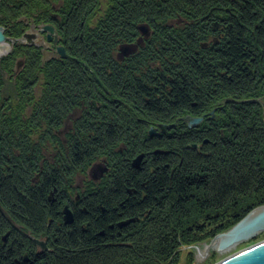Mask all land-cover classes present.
Returning <instances> with one entry per match:
<instances>
[{
    "label": "trees",
    "instance_id": "16d2710c",
    "mask_svg": "<svg viewBox=\"0 0 264 264\" xmlns=\"http://www.w3.org/2000/svg\"><path fill=\"white\" fill-rule=\"evenodd\" d=\"M77 1L0 2V25L8 30V35L10 31L15 37L23 35L28 27L21 18L23 15L37 16V23H49L54 21V14H62V20L56 19V23L61 44L68 53L66 59L53 58L43 62L40 50H31L16 77L18 93L12 91L13 84H4L3 81L5 73L13 68L17 50L6 56L0 65V86L5 88L0 89V95L11 94L12 97V102L3 107L9 115L4 112L0 115L3 122L0 132L10 141L0 144V163L5 167L0 168V205L8 214L6 217L0 210V264H178L177 254L182 247L212 239L233 227L253 208L264 205V35L255 34L252 47L250 35L242 30L231 33L226 48L212 56V60L220 63L216 66L195 65L200 78L188 81L180 75L184 70L183 59L190 54L183 51L172 53L168 46L171 45L170 37L158 34L153 39L159 42L152 40V48L157 49L152 60L156 66H149V63L145 71L139 67L141 80L126 78L122 87L120 76L126 77L125 67L112 52L127 42L126 39L137 36L135 26L141 17H135L136 6L131 7V2L124 0L125 8H120L119 0H110L111 3L116 1L112 5L114 9L107 5L110 10L104 13L108 19L104 20L102 28L96 23L93 30L89 27L90 33H94L84 30L86 36L83 38L82 31L75 35L80 17L78 11L86 16L91 5L92 11L102 6L105 0ZM119 12L133 15L126 16L124 22L116 20L113 24L114 17H124L122 14L118 17ZM115 25L120 30H115ZM96 28L100 32L95 31ZM145 46L134 56L143 53ZM173 57L178 65L169 62ZM112 61L115 63L113 67ZM40 77L43 82L39 86L50 97L45 105L49 110L46 108L43 115L47 117L48 128L62 122L57 112L71 104L81 108L87 117L79 119L81 113H78L77 118L71 120L70 133L74 142L70 146L66 148L63 140L55 139L58 166L63 164V150L70 156L66 159L71 166L64 165V172L72 169V161H75L74 165L89 161L96 154L94 150L108 155V149L103 150L97 145L92 149L88 147L95 133L100 134L96 143L102 146L106 143L112 148L118 138L119 142L125 139L120 135L125 129L123 125L140 123V127H146L170 123L186 113L200 117L207 114L204 113L206 107L224 101L228 95L231 99L219 109L220 129L203 135H200L202 132H191L173 140L154 138L146 143V147L137 148L148 150L150 143L149 148L159 149L167 143L173 149L166 155L155 156L152 168L134 169L129 161H125L127 157L120 159L119 156L121 163L116 164L117 173L122 170L126 172L125 177L115 179L109 192H95L92 186V189L86 187L88 190L82 205L71 208L74 222L66 225L61 220L68 191L64 193L63 189L75 190V176L65 180L68 173L61 172L50 160H46L45 168L39 171L38 179L32 181V173L26 176L28 181L24 176L26 171H32L31 159L37 150L28 141L34 132L32 128L27 132L26 126L36 129L43 125V121L34 124L35 120L31 121L27 115L25 118L28 119H24L23 114H26V97L35 92L32 87ZM83 85L88 86L86 90ZM59 86L65 90L61 91ZM76 91L80 96L75 95ZM134 93L136 98L132 96ZM217 93L228 95L214 98ZM69 107L71 111L73 105ZM122 107L125 108L123 112ZM133 107L141 109L143 121L138 122V114L134 116L131 112ZM36 109L41 115L39 107ZM34 110L29 111L28 116L35 117ZM11 114L20 116V125L16 120H10ZM82 130L86 134L79 138L78 133ZM50 132H46V139L56 137ZM134 133L147 136L143 127L129 136ZM195 138L201 143L209 139L211 143L204 144V151L187 148V143H196ZM18 157L23 162L29 161L30 168L22 166ZM14 162L16 167L13 168ZM37 164L39 166V161ZM8 231L11 235L4 242L2 236ZM30 236L45 239L50 250L40 251Z\"/></svg>",
    "mask_w": 264,
    "mask_h": 264
},
{
    "label": "rangeland",
    "instance_id": "374dc122",
    "mask_svg": "<svg viewBox=\"0 0 264 264\" xmlns=\"http://www.w3.org/2000/svg\"><path fill=\"white\" fill-rule=\"evenodd\" d=\"M0 2H1V0H0ZM127 2H131V7L133 5H135L136 9L137 10L139 9V2H140L139 0L133 1V2L131 0H127ZM114 3H111L110 0H107V5L112 6V5H114ZM159 5L161 7L166 6L165 3L162 0H159L157 5H155L152 2V0H147L146 4L141 5L142 12H140V10H138L139 12L136 13L135 17H138V18L141 17V19H140L141 22L145 23L148 20L147 18H150L149 17L150 15H147V14L154 13L156 11L159 12V10H160ZM92 6L93 5L90 6V10H88L89 13L87 12L86 16L85 15L82 16L81 15L82 11H80V10L78 11V16H80V17L79 18L75 17V19L78 18V21H79L78 22V32L75 33V35L79 34L82 31L80 34H81V36L83 35V38H84L86 36V34H84V32H83L84 30H86L87 33H90V30L91 29L93 30L95 28L94 25H97V24L100 25L99 28L100 27L102 28L103 22H105L108 19V18H105L107 16V15L105 16V14H104L105 11H106L105 9H99V6H100L99 5L97 8H95L94 10L91 11ZM108 11H109V7H108V10L106 11V13ZM61 12L62 11H58V13H61ZM120 14H124L125 16L121 17V18L114 17L113 18V20H114L113 24H114V22H116V20H121L122 22H124L125 19H126V16L132 17V15H133V14L125 13V12H122V13L119 12V14H117V16L119 17ZM61 16H62V14H61ZM109 16H111V15L108 14V17ZM21 18L23 19V21H25V23H26V25H28V27H27L26 31L23 33V35H21L20 37H15V36L11 35L9 40H8V42H10V45L12 46V52L14 50L15 51L17 50V58H16L15 63L13 64L12 70L9 71L8 73H5V76H4V79H3L4 84L8 83V85H11V86L13 84L12 91H14L16 93L19 92V89H17V86H16L17 85L16 84L17 83L16 77H18L20 72H21V71L18 72V67H19L17 65V61L18 60H22L21 63L25 64L26 54L28 55L29 52L32 53L31 50H34V51L40 50V53L41 54L43 53L42 56H41L43 62L50 61L53 57H55V56L57 57V55H58L56 49H52L51 48V44H53V42L48 41V39H47L48 32L47 31L46 32L37 31V34L41 35L40 39H43V41H40V42H42V43H40L41 45H37L36 43H34L33 40H32L33 38L31 39L32 42L31 41L28 42V40L26 38H24V35L26 33H30V34L33 35L34 32L31 33V31H32L31 25L36 26L35 24H37V25L42 24V22L37 23V20H36L37 16L23 15V17H21ZM21 18L19 19V21L21 20ZM111 22H112V20H111ZM72 24L73 23H71L69 25H72ZM255 24H257V22L254 23V26L252 25L250 27V29L254 30ZM36 27L39 28V26H36ZM89 27H91L90 30H89ZM114 28H115V30H120V27H118L117 25H115ZM95 31H99V30L96 28ZM107 31H110V30H107ZM93 33L94 32L91 31L90 34H93ZM112 33H113V30H112ZM167 33L169 34L170 32H167ZM255 34H256V32L252 33L249 36V40L251 42L252 47H254V41H253L254 39L253 38H254ZM169 35H171L172 37L177 36L176 34H174L172 32ZM57 36H58V38H60L59 35H57ZM138 38L139 37L135 36L132 39H128V40L126 39V41L128 43H135ZM153 38H154V36L148 38L149 40L147 41V46H145L146 50H144L143 53L138 54L137 56L128 57L126 60H124V62H122L123 64L127 65L124 68L125 69L124 75L126 77L122 78L120 76V81L122 82V87L124 86V80L126 78H128L129 80L130 79H140L141 80L142 74L140 73V68L139 67H142V69L145 71V69L147 68V64H149V63H150L149 66H152V67L156 66V64L152 63V60H153V58H155V52H157V49L154 50V48H152V47L154 46L153 45L154 42L157 43V42H159V40H154ZM177 38H179L177 40L185 41V39L180 38L179 36H177ZM54 40H55V37H54ZM152 40H154V42H152ZM165 40H167V39H165ZM221 40H222V42L219 44V45H221L220 46L221 49L222 48H226L227 45L223 46V44H225V40H227V41L229 40L228 37H226L224 39H221ZM263 40H264V37H263ZM174 41H175V39H174ZM163 42L164 41L161 40V43H163ZM72 43H73V41H72ZM72 43H70V44H72ZM59 44L62 45L61 41H60ZM170 47H172V46L170 45ZM218 47L219 46H217L216 49H218ZM189 48H191L190 53H189L190 55L187 56V57H184V59H183L184 60V65L182 67V68H184V70H183V73L180 75V77L182 76V77H184V79H188V81H190L191 79L192 80L194 79L195 81L199 80L200 75H199V77H197L198 74H199L198 66H202L203 64H209V65H212V66H216V63L217 64L220 63L218 61L212 60V58H211V55H212L211 53L214 54V52L217 51V50H209L210 48L206 49L205 47H202L200 45V47H198V50L200 52H204V53L202 54L203 57L199 58V57H194L193 56V52L194 51H192L193 47H191V45H190ZM141 49L138 48L137 53L140 52ZM258 49H260V47H258ZM118 52H119V47L116 48L115 50L113 49L112 53H115L117 60L120 61L118 59V57H117V53ZM175 52L177 53L178 51L175 50ZM8 55L9 54H6V55H2L0 57V65H1L2 60ZM63 59H66V58H63ZM193 62H195V64H193ZM110 64L113 67L115 63L112 61V62H110ZM197 64H199V65L195 66ZM83 67L85 69L87 68L86 66H83ZM128 67H129V69H128ZM126 69H127V72H126ZM57 71H58V69H57ZM121 71L122 70H120V72ZM151 71H153V70L151 69ZM153 72H155V70ZM40 82H43V77H40L38 81L34 82L33 87L39 86ZM201 84H202V82H201ZM100 86L103 89H105L102 85H100ZM82 87L85 88V90H86V87H88V86L87 85H83ZM62 88H63V86L62 87L59 86V89L61 91H64L65 89L63 90ZM83 88H80V89H83ZM0 89L4 90L5 88H4V86H0ZM7 89H11V88H7ZM59 89H55V90H57V92H59L60 91ZM33 90H36V91L31 96L26 97L27 101L25 102V104H27L26 105L27 106L26 107V111L30 109L29 111H31V113H32V111L35 109L34 110L35 117H33L34 115L32 117H30V115H29L28 118H30V119L32 118L31 121L35 120L34 124H36V122L38 120H41V121H43L42 123H43L44 126L43 125L42 126H38L37 127L38 129L37 128L35 129L34 127H30L31 125H27L26 126L28 128L27 132L32 131V130L34 132V133L31 134L32 136L29 138L30 140H28L31 143L30 145L34 146V147H37L36 148L37 149L36 150V155H35V157L33 159H31L33 161V162H31L33 164V169H32V171H29V172L26 171V173H24L26 181H28V179L26 177V176H28V173L30 175L32 173V175H31L32 181H33V179L36 180V179H38L40 177V172L39 171H43V168H45L46 160H50L51 163L55 167L57 166V168L61 169V172L65 171V168H64L65 166L64 165L68 164L69 166H71L70 163H67V159L66 158H69L70 156L67 154V151L65 152V150H63V153H62L63 155H62V159H61V161H63V164L62 165L60 164L58 166V164H57V161H58V159H57L58 155L57 154L58 153L55 152V150H56L55 147H56V145H58V143H55L56 142L55 139L63 140V143L66 144V148H67V145L72 144V142H74V139L72 138L73 135L71 136V133H70V131L72 130L71 120H75L77 118V116H78V113H81V115L79 116V119L80 118L81 119L82 118H87L86 115H84L85 113L81 111V108H78L74 104H71V105H73L71 111H73L76 107H77V109L74 110L72 114H71V111H69V109H70L69 106H71V105L65 106V107H67V109H63L62 108V110L64 112L61 111V110H58L57 115L59 116V120H61L62 122L59 125L57 124V125H54L52 128H48L49 126H48V120L46 119L47 117H44L43 115H44L45 109L46 108L48 109V107H49V106H45V105H47V102H49L50 97L48 96V94L45 95V92H44L45 89L43 90L42 87L39 88V91H37V89H34V88H33ZM76 93H77V94H75L76 96H80L78 94V91H76ZM217 94H214L215 97L214 96L213 97L214 98H219L220 96L226 97L225 95H228L226 93L221 94V95L220 94L217 95ZM9 96H11V94H9ZM132 96L136 98V94L135 93L132 94ZM5 97H7V96H5ZM90 97L91 96L88 97V100L90 99ZM125 99L127 100L128 97H126ZM230 99H231V96L228 95V97H226L224 99V101L219 102V103H214V106L212 105V106L206 107L207 111H205L204 113H207V116L203 115V116H200V117L199 116L195 117L192 114L186 113V114H181L180 116H178V118H176V120L174 122L159 123V124L156 123V124H153V125L152 124L151 125H146V127L144 125H142L141 127L146 128V131H147V136L146 137H145V135L144 136L143 135H141V136L138 135L137 136L135 133H134V135H136L137 137H135L133 134H131L129 136V133L141 129V127L139 125L140 123L138 125H136V124L123 125V127L125 129H123V127L121 128V129H123L122 131H124V132L120 131L121 132L120 135L125 136V137H121V138H125V139L123 141L119 142L118 140L120 138H118L116 143H115V145H113L112 148H109L108 147L109 144L107 145L106 143L103 144V146H102V144L99 145V143H96L98 141V136L100 134H97V133L94 132L95 133V138L91 139V145H89L88 147H91V149H92L94 145H97V147H100L102 149L103 148L104 149H108V155L104 156L101 153H98L97 150H94L95 151L94 153H96V154H94L93 157L89 161L85 162L83 165H80V164L79 165L78 164L74 165L75 161H72L73 162L72 163L73 164L72 169H69V171L66 170V172H64V174L68 173L65 176L64 179L65 180H67V179L70 180V178H71L70 176H75L74 177V182L76 183L75 184L76 188H75V190H73V189L64 190L63 189V192L65 193V192L68 191L69 198H71V200L74 201L73 204L74 205L79 204L80 206L82 205L81 202H83V200L85 198V193L88 190V189H86V187H88V186L89 187L92 186L93 187V191H95V192L96 191H102V192L103 191H107V192H109L113 188V182L115 181V179L123 178L126 175V172H124L122 170H119V174L117 173L116 164L119 163L118 165H120V163H121V161L118 158L119 156H120V159L123 156H125V158L127 157V160H125V161H129L131 167L134 168V169L141 170L143 168V166H147L148 168H152V164H153V162L156 159L155 156L158 155V154L154 153L155 148H153V149L149 148V146H150V143H149L148 147H147L148 150H145V149H144V151H141L140 149L137 150V148H141L142 149L143 147H146V143H148V142H150V140L154 139L155 134L151 135L150 134L151 130L154 129L156 132L166 133L167 134V137H164L163 139L155 137L157 139L167 140V139L171 138L173 140V139H175L176 136H180V137L186 136V135L188 136V133H191V132H202L200 135H203V133H207L208 131L216 130L218 128L220 129V124H219L218 121H219L221 115H220L219 109L222 108V104H225L226 102H229ZM5 102H7V101L1 100V103H0V105H1V107H0V115L3 114L2 112H4V113L6 112V111H4L5 109L3 108L4 105H5ZM2 104H3V106H2ZM36 107H39V109L41 110V112H42L41 115H39L40 113L38 112V110H37L38 108L36 109ZM124 107H122V109H123L122 112L125 111ZM50 109H51V107H50ZM131 109H132L131 112L134 114V116H137V114H138V116H137L138 117L137 118L138 122L143 121V119H141V118H143L142 113L140 111L141 109L137 108V107H133ZM105 110L108 111V108L106 107ZM74 112H76V113H74ZM37 113H39V114H37ZM5 114H8V113H5ZM16 115L15 114H11L10 115V120H16V123H17L19 118H20V116H18V115L16 116ZM60 116H61V118H60ZM119 116H121V115H119ZM121 117H124V116H121ZM186 117L203 118V120L200 123H198L196 126H191L190 127L189 126L190 121L189 120H184V118H186ZM103 118H106V116L103 117ZM81 121L84 122L85 120H81ZM214 121L217 122L216 125H215ZM1 124H3V122L1 121V118H0V125ZM18 124H19V122H18ZM26 124H28V123H26ZM34 124H32V125H34ZM159 125H174V126L171 127V128H168L165 132H163V130L159 127ZM31 128H32V130H30ZM19 130H20V128H19ZM49 130H51V132H50L51 136H52V133L56 136L54 139H51V140L46 139V132L48 133ZM85 134H86V132L84 130H82V131H80L78 133V136L80 138L81 136H84ZM18 135H20V134H18ZM82 139H85V138L82 137ZM86 139H85V141H87ZM8 140H9V138H6L5 136H3V141H5L4 143H7V142L10 143V141H8ZM194 140L196 141L195 144H193V143L188 144L187 143L186 147L187 148H192L191 145H193V146L194 145H198V146H200V148L198 147V148H195V149H199V150L204 151L205 148H206L205 147L206 145H204V144H206V142L209 143V139L204 140L203 143H201L199 138H195ZM3 141L1 142L2 144H4ZM198 141H200L199 142L200 144L197 143ZM171 142H175V141H171ZM126 143H127V145H126ZM210 143H211V141H210ZM131 148H133L134 150L131 149ZM178 149H180V148H178ZM159 151H160V153L158 152L159 155H166L168 152H173V149H171L170 146H167V143H165V145L162 148H159ZM14 155L15 154H13L12 156H14ZM141 155H144V158L142 159V164L140 165V167L137 168V167L134 166V162ZM94 156L97 157L95 160H94V158H95ZM19 159H18L19 160L18 162H21V164H23L22 166L25 165L26 167H28V169L30 168L28 166V162L29 161L23 162L21 157ZM13 161H11V162H13ZM38 161H39V166H37L38 165L37 164ZM11 162H9V163H11ZM103 162H105V165H106V163H109L111 169H110V171H108L109 168L106 165L107 171H105L104 174L101 177H99V179H102V180L100 182L96 183L97 179L91 178L90 173L92 172V169L95 168V166L97 164L100 165V163L102 164ZM2 164H4V162ZM12 166H13V168L16 167L15 166V162H14V164H12ZM0 168L1 169H5V167L1 166V163H0ZM6 169H9V167L6 166ZM8 172H9V170H8ZM18 175H20V174H18ZM90 189H92V188L90 187ZM67 203H68V201L66 200V204ZM64 209H63L62 213H64ZM253 209H255V208H253ZM0 210H1L3 215H5L6 217L8 216L7 211L4 209V207H2V205H0ZM250 212H248L244 216V218ZM61 221L66 224V222L64 220V214H63V218H62ZM236 224H234L233 227ZM233 227H231V228H233ZM10 235H11L10 231L6 232L2 236L3 241L6 242L8 240V238L10 237ZM5 236H7L6 240L4 239ZM31 238H33V237H31ZM41 240H45V239H41ZM210 240H212V239H210ZM262 241H264V231H261L257 236H255V237H253V238H251L249 240L242 241V242L236 244L234 247L230 248L229 250H227L225 252H218L216 248L215 249L212 248L210 257L205 262H196V263H195V259H196L195 251H193L192 249H190L187 246H184L178 251L177 261H178V264H218L219 262H221L224 259L228 258L232 254L234 255L235 253H237V251L239 252L241 249L249 248V247L253 246L254 244H257V243L262 242ZM192 245H194V244H192ZM49 250L50 249L48 248L47 251H49Z\"/></svg>",
    "mask_w": 264,
    "mask_h": 264
},
{
    "label": "flooded vegetation",
    "instance_id": "af4514ba",
    "mask_svg": "<svg viewBox=\"0 0 264 264\" xmlns=\"http://www.w3.org/2000/svg\"><path fill=\"white\" fill-rule=\"evenodd\" d=\"M137 1V0H135ZM139 9L140 12H142L141 5L146 4L147 0H139ZM159 0H152V2L157 5ZM166 6L160 7L159 12L149 13L147 15H150V18H147V22L142 23L139 21L136 24V30H137V37H139L135 43H128L125 42L119 46V52L117 53V57L120 61V64L123 67H126L127 65L123 64L124 60H126L128 57L131 56V54H128V52H134L138 51V47L143 43V41H148L150 37L156 36L158 34H166L167 36L169 34L174 33L180 38L185 39V41L177 40V36L172 37L170 36L171 41V50L172 53H175V50L177 51H183L190 53L191 47L194 57H203L202 54L204 52H200L198 50V47L200 45L202 47L210 48L209 50H217L214 52V54H218L219 52L223 51L224 48L221 49V45H219L222 40L226 37H230L231 33H236L239 30L244 31L246 35H251L252 33L256 32V34L264 35V0H162ZM79 2V0L77 1ZM118 5L120 8H125V2L124 0H119ZM76 10L78 7H75ZM112 9H114V6H111ZM99 9H105L108 10L107 6V0H105L104 4L99 7ZM60 10V9H59ZM110 10V9H109ZM139 12V11H138ZM124 15V14H122ZM125 16V15H124ZM63 15L54 14V21L49 23H42L40 25L35 24L36 26L31 25L32 32L33 33V42L37 45H41L40 41H43V39H40L41 35L37 34V31H42L43 27L46 25H52L55 27L57 35H59L58 32V26L56 23L57 21L62 20ZM255 24V28L250 29V27ZM256 30V31H255ZM167 32H170L169 34ZM145 38H141L143 36ZM54 36V35H53ZM60 36V35H59ZM175 39V41H174ZM31 40V42H32ZM53 44H51L52 49H56L60 44V38H58V43H55V41H51ZM228 43L227 40H225V46ZM137 46V48H136ZM218 49H216V47ZM222 46V47H223ZM140 49V48H139ZM181 49V50H180ZM10 52L9 54H11ZM210 53V52H209ZM211 58L214 55L211 53ZM192 56V57H193ZM172 64L178 65L179 62L173 57L171 60ZM22 60L17 61L18 72H20L25 65L24 63H21ZM36 91V90H35ZM38 91V90H37ZM7 96V97H5ZM1 100H5V105H9L12 101V97L8 95H0ZM3 106V104H2ZM30 110V109H29ZM29 110L25 111L26 114H23L24 119L25 115L28 116L27 113H30ZM6 111V110H4ZM10 111V110H9ZM7 112V111H6ZM11 112V111H10ZM207 115V114H204ZM1 134V132H0ZM164 138L167 137L166 133H155L154 138ZM169 137V136H168ZM3 140L2 137H0V141ZM101 164V163H100ZM104 166L109 168L108 171H110L111 167L109 163L103 162ZM142 164V161L140 165ZM91 178L96 179L97 173H90ZM67 195V201L68 203L65 204L64 208H77L79 204L74 205ZM79 199V198H78ZM72 203V204H71ZM79 208V207H78Z\"/></svg>",
    "mask_w": 264,
    "mask_h": 264
},
{
    "label": "water",
    "instance_id": "95a60500",
    "mask_svg": "<svg viewBox=\"0 0 264 264\" xmlns=\"http://www.w3.org/2000/svg\"><path fill=\"white\" fill-rule=\"evenodd\" d=\"M42 31L48 32V41H53L55 37L54 41L55 43H58V36L54 26L46 25L43 27ZM4 32V28L0 26V45L5 44L9 40ZM33 37L34 36L30 33H26L24 35V38H26L28 42H30ZM11 49L12 46L11 48H9V50L11 51ZM56 50L62 58H67L68 55L63 46H58ZM10 51L6 54H9ZM184 120H189V126L191 127L196 126L203 120V118L186 117L184 118ZM173 126L174 125H159L163 132ZM154 133L155 130H151L150 134L153 135ZM191 146L195 148H200V146L198 145ZM143 158L144 155L139 156L135 160L134 166L137 168L140 167V163ZM105 171H107V168L104 166L103 163L100 165L97 164L95 168L92 169V173H97L96 179L101 177ZM64 220L66 224H72L74 222V214L72 210L68 207L64 209ZM261 231H264V205L253 209L243 220H241L233 228L216 235L212 240L207 239L202 242H198L194 245H188L187 247L195 251V263L205 262L210 257L212 248H216L218 252H222L232 245H236L242 241H246L257 236ZM7 236H5V240ZM33 240L40 251L48 250V246L45 240L36 238H33ZM218 264H264V243L246 248L243 251L224 259Z\"/></svg>",
    "mask_w": 264,
    "mask_h": 264
},
{
    "label": "bare ground",
    "instance_id": "6f19581e",
    "mask_svg": "<svg viewBox=\"0 0 264 264\" xmlns=\"http://www.w3.org/2000/svg\"><path fill=\"white\" fill-rule=\"evenodd\" d=\"M0 26H2V25H0ZM3 28H4V30H5V35H6V37L9 39L10 38V31H9V35L7 34L8 33V30L4 27V26H2ZM143 36V35H142ZM141 38H145V36H143V37H141ZM145 40H146V38H145ZM143 41V43L138 47V48H141V47H144V45L146 44L147 45V41ZM171 44V43H170ZM10 45V42H6L5 44H2V45H0V56H2V55H6V53H8L10 50H9V48H11V45ZM60 46H62V45H60ZM168 46H170V45H168ZM64 47V46H63ZM65 48V47H64ZM136 48H137V46H136ZM65 50H66V48H65ZM57 51V50H56ZM10 52H12V49H11V51ZM66 53H67V51H66ZM137 52L136 51H134V52H128V54H131V56L130 57H133L135 54H136ZM43 54V53H42ZM57 57L55 56V57H53V58H60V59H63L62 57H61V55L57 52ZM67 55H68V53H67ZM52 58V59H53ZM67 58H68V56H67ZM170 63H172V61H169ZM24 67V66H23ZM23 69V68H22ZM34 89H37L38 91H39V88H40V86H36V87H33ZM155 133H157L156 131H155ZM154 133V134H155ZM0 137H2V139H3V136H2V134L0 135ZM3 140H1L0 141V144H1V142H2ZM206 144H208L207 142H206ZM192 148H194L195 149V147H192ZM160 153V151H159V149H155V151H154V153H156V154H159ZM102 179H97V182L96 183H98V182H100ZM259 207V206H258ZM257 208V207H256ZM73 212V211H72ZM64 214V213H63ZM74 214V213H73ZM244 219V217L241 219V220H243ZM239 223V222H238ZM237 223V224H238ZM225 232V231H224ZM223 233V232H222ZM36 239H38V238H36ZM213 239V238H212ZM262 243H264V241H262V242H259V243H257V244H254L253 246H255V245H259V244H262ZM235 245H232V246H230L229 248H227L226 250H224V251H222V252H225V251H227V250H229L230 248H232V247H234ZM215 249V248H214ZM244 249H241L239 252H241V251H243ZM237 253H238V251H237ZM236 254V253H235ZM233 255V254H232ZM231 255V256H232ZM230 257V256H229Z\"/></svg>",
    "mask_w": 264,
    "mask_h": 264
}]
</instances>
